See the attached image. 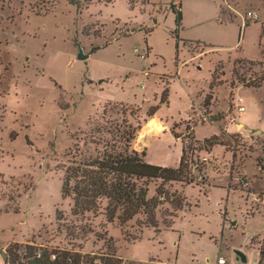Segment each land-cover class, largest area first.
Listing matches in <instances>:
<instances>
[{"label": "rangeland", "instance_id": "1", "mask_svg": "<svg viewBox=\"0 0 264 264\" xmlns=\"http://www.w3.org/2000/svg\"><path fill=\"white\" fill-rule=\"evenodd\" d=\"M107 1L0 0V174L7 177H1L0 212H21L0 219V245L34 243L78 254L86 264H106L109 256L122 259L123 264H148L150 258V264H157L155 258L167 264L177 258L181 264H206L207 258L220 256L219 245L190 233L220 224L204 192L213 188L217 190L212 197L221 195L228 202L237 223L223 232L227 247L248 246L256 234L264 237V139L258 134L247 138L230 135L225 130L237 123L240 113L232 103L237 93L243 95L236 89L259 83L264 60L254 65L232 58L217 61L216 50L180 40L177 62L176 38L167 29L171 16L166 19L158 8L148 6V0H140L135 10L126 0H112L106 7L102 3ZM176 1L178 12L180 3ZM91 2L90 14H97L102 22L89 18L86 9ZM230 6L225 9L227 18L233 7L249 23L264 22V0H230ZM250 12L258 19L249 18ZM81 14L88 15L82 19ZM117 18L123 22L135 19L142 26L114 21ZM148 18L151 24L155 20L162 23L152 37L147 32ZM136 29L140 30L123 37ZM262 38L264 52V27ZM93 47L101 48L86 61L77 58L80 48L87 54ZM188 54L204 60L185 63ZM214 68L218 69L217 79L227 85L218 89L216 97L215 91H208ZM176 74L180 91L173 109L150 117ZM186 89L193 94L189 105ZM207 95L213 96L210 106L204 103ZM245 96L252 101L251 92ZM153 123L160 128L146 133ZM214 134L219 136L218 143L227 145L223 150L231 156L217 151L215 158H209L207 153L219 144L210 147L212 143L200 139ZM173 135L182 140L175 143ZM127 140L131 150L145 153V160L157 166L174 165L175 146L181 148L183 141L194 184L172 183L165 190H181L191 204L200 202L202 218H181L176 227L179 233L167 231L161 236L143 225L147 222L143 215L121 228L118 221L107 222L104 210L83 216L75 213L73 196H64L62 191L68 168L75 162L122 151ZM162 184V180L150 184V198ZM243 196L253 214L262 208V214L251 222ZM106 206L107 201H102V208ZM173 213L170 204L155 212L160 232ZM141 232H145L143 236ZM15 253L26 256L24 248Z\"/></svg>", "mask_w": 264, "mask_h": 264}, {"label": "crops", "instance_id": "2", "mask_svg": "<svg viewBox=\"0 0 264 264\" xmlns=\"http://www.w3.org/2000/svg\"><path fill=\"white\" fill-rule=\"evenodd\" d=\"M126 2L129 3V6L132 10L138 9V7H140L139 4L142 3V1H136L133 5H131L130 1L126 0ZM178 2L180 3L179 10L182 12V15H183V29L179 33V39L182 42L201 44L203 46H207L211 49L216 50L214 57L217 58V61H221L225 59L229 60L230 58H232V60L243 59V60H248V61H253V62H259V61L264 60V52H263V46H262L264 22L263 23H257V22L249 23L248 18L243 13L239 12L233 7L231 8V12H230L231 14L229 13L228 18H227L225 9L228 7L224 5L223 0H179ZM92 4L93 2H91L89 7L86 9L87 13L90 15L89 18L99 19L96 17L97 14L96 15L90 14L93 12V8H91ZM102 4H106L105 6L108 7V5L112 4V2L111 3L103 2ZM177 4L178 3L176 0H148V6L151 8H155V9L158 8L159 11H161L164 15L167 16L166 19H168V17L171 16V19L169 21V26H167V29L172 30V32H174L176 29V13L172 10L171 6L172 5L175 6ZM101 13L102 11L99 14ZM76 14H77V10H76ZM88 14H81V16H83L82 19L83 18L85 19ZM143 19H146V16H144ZM133 20L135 19L129 18L128 21L130 22H123L119 18H117L114 21H119L124 24L126 23L136 24ZM99 21L101 20L99 19ZM143 24H145V22ZM161 24L162 23H158V20H155L154 24L153 23L151 24V20L149 19L147 26L150 27L149 29L151 30V33H150L151 37H152V34H154L156 31L162 29ZM104 25L106 26V24ZM136 25H139V24H136ZM139 26H142V25H139ZM139 30L140 29L133 30L130 34L125 35L123 37L127 38ZM97 39H100V38L97 37ZM119 40L120 39H118V41ZM109 44L107 46H109ZM79 46L81 47V44ZM96 46L98 47V45ZM146 47H147V54L149 53L148 52V47H149L150 49L149 55H150L152 52V48L149 46V44L148 46L146 45ZM175 47H176V44H175ZM87 54L89 55V58H90L92 51ZM189 57L190 58L187 61H185V63H187L188 61H190V63H196L197 59H199L201 62L204 60V59L198 58V56L193 57L189 55ZM145 59H146V55H145ZM217 64L215 63V68ZM198 66L199 68H201V63ZM215 68H214V71H215ZM229 69H231V66ZM229 69H228V73L231 71ZM177 77H178V74L175 75V78L172 80L171 84L169 85V90H170L169 103L161 105L160 109L155 113L154 116H158L160 113L162 114L165 109H168V110L173 109L174 102H175L174 97L175 95H178L179 93L178 91H180L179 88L176 89V86H177L176 78ZM211 81H212V75H211L210 84H211ZM210 84H209L208 91L210 90ZM222 86H227V85L223 84V85L216 87L214 90L215 91L214 97H216L218 89ZM186 91L188 92V95L190 98L188 102V105H189V103H191L193 100V94L191 93L189 89H186ZM236 91L237 92L240 91L243 94L241 95L237 93L235 95V98L236 97L241 98L242 101L240 102V104L245 107V110L239 113L237 117V123H234V124L231 123L226 126L225 128L226 132L230 135L239 133L243 135V137L245 138L250 137L251 135L258 134L259 137L264 139V83L262 84L260 88L240 86L236 89ZM249 92H251L252 101H250L248 97L245 96L246 93H249ZM232 103L234 105L233 107L234 110L238 111L235 107L236 102L233 100ZM209 124H212V123H208L207 125ZM212 125H214V123ZM196 134L198 136V129H197ZM216 134L212 136L213 137L217 136ZM212 136L204 138V139H200V140L206 141L208 139H211ZM174 138H175V143L177 144H178L177 141L179 139L182 140L181 138H176L175 136ZM183 148H184L183 141L181 143V148H179L178 146L177 147L175 146L176 163L174 165L169 164L170 166H172L171 168L179 167L181 157L183 155ZM224 148L225 146L217 145L213 149L212 152H208L207 154H209L208 155L209 158L210 157L215 158V154L217 151L225 152V150H223ZM227 153L229 152H225V154ZM229 156H231L230 153H229ZM170 166L167 165L163 167H170ZM1 177H5V176L3 174H0V190L3 185L1 181L2 180ZM172 183H177V182H172ZM172 183L169 185V187L172 185ZM193 184H194V181L193 183L186 184V185H188L189 187ZM196 186L200 187L199 185H196ZM216 187H222V186L219 185ZM215 190L217 189L213 188V189H209L207 192L206 191L204 192H205V195L207 196L206 201L207 203H209V207H212V208L215 207L217 215L219 217L220 224L215 227L213 226V228L211 229L206 228V226L199 227L190 233L191 235H194L197 237H202V238L208 237L210 241H213L216 245H219L220 250L218 254H220V256L216 260L207 258L206 264H216L217 260L220 257L224 258L227 261V264H260V261H261L260 251L261 249H264V237L261 234L254 235L251 240H248V246H245V247L238 246V247L229 248L227 247V244L223 242V232L225 230L231 231L236 226L237 223L234 220L233 216H231V213L229 212V209L227 208L228 202L224 203L223 201L224 199L221 197V195L215 199L212 197V192ZM175 192H178L186 199V204L183 207V209L176 212L175 217H172L171 227H168V228L166 227V229L162 232H160V228L158 231L151 228L152 230H154V233H156V235L161 234V236H163L167 231L169 232L177 231L178 232V230H176L177 229L176 227L178 224V220L181 218H185L189 215L199 216L200 218L203 217L202 215L203 213L200 208V202H199V205L191 204L187 200V197L184 196L183 191L180 190L179 192L176 190ZM235 192H241V191H232V194H234ZM241 193L242 195L245 194L244 192H241ZM228 194H230V191L228 192ZM243 198L245 197L243 196ZM23 199L24 198H22L21 200ZM245 203H246L245 209H246V213L249 219L248 222H251L252 220L256 218V216L262 214V208L258 210L257 213L255 214L249 211V206H248L249 202L246 200V198H245ZM20 213L21 212H10V211L0 212V219L3 216H8L9 214H20ZM1 233H4V232L2 231ZM144 233L145 232L142 233V236ZM256 238H258L259 240L258 242H256ZM140 240H137V242ZM19 243H22V242H19ZM8 245L9 243L5 246L0 245V264H7L5 260V251ZM223 253H226L227 257H224ZM239 253L242 256H240ZM150 259H153V258H150ZM150 259H149V262H151ZM155 259L157 260L156 262L157 264H167L166 262H163L162 260L158 258H155ZM149 262L148 264H150ZM173 264H181V262L179 261V258H177Z\"/></svg>", "mask_w": 264, "mask_h": 264}, {"label": "trees", "instance_id": "3", "mask_svg": "<svg viewBox=\"0 0 264 264\" xmlns=\"http://www.w3.org/2000/svg\"><path fill=\"white\" fill-rule=\"evenodd\" d=\"M131 5L140 0H129ZM108 0L107 3H111ZM77 13H80L79 5L76 4ZM172 10L176 13V29L173 32L176 38V61L179 62V33L183 29V15L179 10H175L172 5ZM151 33V30L147 31ZM86 33V32H85ZM99 48L93 47L92 53H95ZM250 65L256 62L240 59ZM240 61V62H242ZM216 69L212 74V81L210 84L211 93L215 88L222 85V82L217 79ZM264 83V76L259 83L250 86L253 88H260ZM170 90L166 89L163 92V99L159 106H156L153 111L149 113L153 117L160 109L161 105L169 103ZM211 95V94H210ZM207 95L205 98V105L210 106L213 96ZM173 133V132H172ZM174 134V133H173ZM131 138L134 134L130 135ZM176 137V136H175ZM178 138V137H177ZM219 136H214L205 141V143H212L210 147L218 143ZM128 145L122 151L105 153L103 156L94 160L86 162H75L73 167L68 168L66 176L63 181V195L73 196L75 202V213L77 215H85L87 213L99 214L104 210L109 224L119 222L121 228L127 226L138 215H143L147 218V228L159 230V222L155 212L165 204H170L174 210L171 217H175L176 212L183 209L186 204V199L178 192H167L165 190L172 182H180L184 184H191L194 178L189 176V166L186 157V146L183 148V155L181 157L178 168L157 166L148 163L145 158V153H139L131 150L130 140ZM188 170V171H187ZM188 173V175H187ZM154 180H162V187L157 190L156 196L150 198V184ZM169 188V187H168ZM177 199V203H175ZM107 201V206L102 208V201ZM75 214V215H76ZM165 226L171 227V222L166 223ZM142 233V232H141ZM138 240V239H137ZM24 248L26 256L21 257L15 253L19 249ZM260 264H264V249H261ZM5 260L7 264H86L81 261V256L71 253L69 251H61L56 249H47L40 247L34 243L19 244L14 243L9 245L5 251ZM24 260L26 263H24ZM106 264H123L122 259H116L114 256H109L105 259ZM95 263V262H94ZM88 263V264H94Z\"/></svg>", "mask_w": 264, "mask_h": 264}, {"label": "built area", "instance_id": "4", "mask_svg": "<svg viewBox=\"0 0 264 264\" xmlns=\"http://www.w3.org/2000/svg\"><path fill=\"white\" fill-rule=\"evenodd\" d=\"M224 1V5L228 8H230V0H223ZM248 17L249 18H253L255 20L258 19V16L256 13H249L248 14ZM236 103H235V107L236 109L238 110V112H243L245 110V107L243 105L240 104V102L242 101L240 97H236L235 100H234ZM216 264H227V261L220 257L218 260H217V263Z\"/></svg>", "mask_w": 264, "mask_h": 264}, {"label": "water", "instance_id": "5", "mask_svg": "<svg viewBox=\"0 0 264 264\" xmlns=\"http://www.w3.org/2000/svg\"><path fill=\"white\" fill-rule=\"evenodd\" d=\"M88 58H89V55L88 54H84L83 50L80 49V52H79V55H78V59L81 60V61H86ZM239 255L242 256L240 253H239Z\"/></svg>", "mask_w": 264, "mask_h": 264}, {"label": "bare ground", "instance_id": "6", "mask_svg": "<svg viewBox=\"0 0 264 264\" xmlns=\"http://www.w3.org/2000/svg\"><path fill=\"white\" fill-rule=\"evenodd\" d=\"M155 122V121H154ZM152 123V122H151ZM150 124V123H149ZM160 124V123H159ZM158 125V124H157ZM162 125V124H161ZM149 126V125H148ZM151 127L148 129V131L146 132V133H148V132H151L152 130H154V129H158V128H160V127H157L156 125H155V123H153V124H151L150 125ZM163 127V126H162ZM161 127V128H162ZM161 130V129H160ZM145 135V133L143 134V136Z\"/></svg>", "mask_w": 264, "mask_h": 264}]
</instances>
